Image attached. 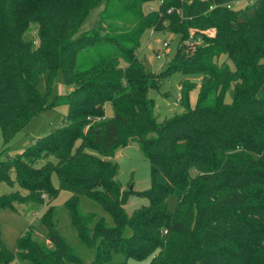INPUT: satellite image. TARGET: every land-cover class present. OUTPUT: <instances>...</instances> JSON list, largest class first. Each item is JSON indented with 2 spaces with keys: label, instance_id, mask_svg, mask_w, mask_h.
Segmentation results:
<instances>
[{
  "label": "trees",
  "instance_id": "obj_1",
  "mask_svg": "<svg viewBox=\"0 0 264 264\" xmlns=\"http://www.w3.org/2000/svg\"><path fill=\"white\" fill-rule=\"evenodd\" d=\"M151 1L0 0L4 140L38 112L68 105L58 128L0 160V185L26 191L0 194V209L50 199L42 217L46 241L30 228L10 251L0 238V263L109 264L119 252L126 261L111 264H264V0L240 9L227 7L235 0H160L158 10L147 12ZM101 2L97 27L75 37ZM25 5L35 7L38 45L18 18ZM170 25L182 43L173 63L155 72L140 56L141 38L148 28ZM191 29L203 38L195 49L184 42ZM58 69L71 89L50 104L39 89L41 75ZM177 71L201 76L197 102L191 104L194 87L182 79L184 110L160 121L153 92ZM136 141L150 162L145 190L123 189L112 159ZM61 189L73 193L66 208L79 239L94 252L90 262L58 227L52 202ZM79 195L98 201L115 224L83 211ZM132 195L149 203L130 214L125 205Z\"/></svg>",
  "mask_w": 264,
  "mask_h": 264
},
{
  "label": "rangeland",
  "instance_id": "obj_2",
  "mask_svg": "<svg viewBox=\"0 0 264 264\" xmlns=\"http://www.w3.org/2000/svg\"><path fill=\"white\" fill-rule=\"evenodd\" d=\"M250 3L251 0H237L233 2V7L240 9ZM159 6L160 0H152L145 6V10L147 12L158 10ZM104 7L105 3L101 2L92 8L88 17L84 20L74 36L78 37L82 33L97 27ZM34 12V6L25 5L18 11V18L28 22L25 36L28 40H32L34 45H38V24L31 21L33 20ZM29 21L31 22L29 23ZM187 39L184 41L185 43ZM181 43L182 35L178 33V29L174 25H170L168 28L156 32L152 28H148L141 38L140 56L146 57L149 60L153 71L160 72L167 65L173 63ZM165 44L168 45L165 46ZM182 79L185 83L187 82L194 87L191 91L190 102L192 105L196 104L201 85V76L197 73L177 71L162 84L159 91L153 92L156 99V114L160 121L184 110L181 100H178ZM39 89L47 101L52 104L58 95L68 94L71 88L66 84L62 71L58 69L52 76L49 71L42 73ZM225 99L227 102L233 101L232 90L226 94ZM67 114L68 105L66 104H57L44 109L34 115L24 128L16 131L7 141L4 140L0 129V160H7L20 154L31 144L34 138L48 135L52 130H55L66 121ZM113 116V106L108 102L105 105V117L111 119ZM112 159L119 162L118 179L122 183L123 189L133 188L135 190H145L150 187V162L137 141L126 147L119 148ZM53 183L55 186H59V180L56 174L53 175ZM15 190L26 193L24 189H21L17 185L9 186L6 183L0 185V194ZM71 196H73L72 192L61 189L58 196L52 202L57 206L58 227L63 236L75 247L76 251L84 260L90 262L94 258V252L88 249L79 239L77 230L73 226L69 211L66 208V201ZM49 200L48 197H44L43 202L37 201L30 204L17 205V211L8 208L0 209V238L10 251H14L17 239L22 237L30 228L37 239L46 241L47 228L42 222V217L47 204H49ZM79 200L83 211L94 213L97 217L104 218L109 225L115 224L113 215L98 201L88 195H79ZM148 203L149 200L146 197L132 195L125 205V208L131 214L134 209ZM168 203L170 209L174 210L177 204V197L171 195L168 198ZM111 257L109 264L126 261V257L119 252H112ZM148 263L149 260L144 262V264ZM0 264H30V262L23 263L17 258H13L8 263Z\"/></svg>",
  "mask_w": 264,
  "mask_h": 264
},
{
  "label": "built area",
  "instance_id": "obj_3",
  "mask_svg": "<svg viewBox=\"0 0 264 264\" xmlns=\"http://www.w3.org/2000/svg\"><path fill=\"white\" fill-rule=\"evenodd\" d=\"M235 1H237V0H235ZM235 1L227 2L226 3L227 7H229V8L233 7V2H235ZM171 11H173V8H171L169 10V12H171ZM202 43H203V38L201 36H199V35H196L194 30L191 29L190 30V35H189V38L186 41V44H188L190 47L191 46L194 47V46L200 45ZM167 45L168 44H165V46H167ZM181 98H182V93L180 91L179 94H178V100H181Z\"/></svg>",
  "mask_w": 264,
  "mask_h": 264
}]
</instances>
